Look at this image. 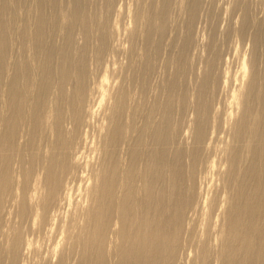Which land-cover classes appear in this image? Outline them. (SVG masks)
Wrapping results in <instances>:
<instances>
[{
  "label": "bare ground",
  "instance_id": "6f19581e",
  "mask_svg": "<svg viewBox=\"0 0 264 264\" xmlns=\"http://www.w3.org/2000/svg\"><path fill=\"white\" fill-rule=\"evenodd\" d=\"M0 264H264V0H0Z\"/></svg>",
  "mask_w": 264,
  "mask_h": 264
}]
</instances>
